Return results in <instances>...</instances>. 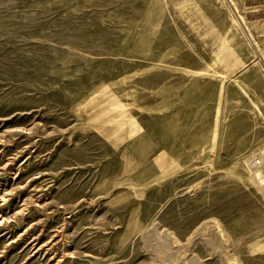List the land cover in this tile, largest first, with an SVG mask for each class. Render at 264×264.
Here are the masks:
<instances>
[{"label": "rangeland", "instance_id": "374dc122", "mask_svg": "<svg viewBox=\"0 0 264 264\" xmlns=\"http://www.w3.org/2000/svg\"><path fill=\"white\" fill-rule=\"evenodd\" d=\"M263 155L264 0H0V264H264Z\"/></svg>", "mask_w": 264, "mask_h": 264}, {"label": "built area", "instance_id": "2783aa9c", "mask_svg": "<svg viewBox=\"0 0 264 264\" xmlns=\"http://www.w3.org/2000/svg\"><path fill=\"white\" fill-rule=\"evenodd\" d=\"M249 164L253 170L255 171L259 170L261 173H263L264 155L260 156V158H257V159L254 158V159L249 160ZM261 184L263 185V188H264V179H263V182H261Z\"/></svg>", "mask_w": 264, "mask_h": 264}, {"label": "bare ground", "instance_id": "6f19581e", "mask_svg": "<svg viewBox=\"0 0 264 264\" xmlns=\"http://www.w3.org/2000/svg\"><path fill=\"white\" fill-rule=\"evenodd\" d=\"M255 176H256L261 182H263L264 175H263V173H261L259 170H258L257 172H255Z\"/></svg>", "mask_w": 264, "mask_h": 264}]
</instances>
